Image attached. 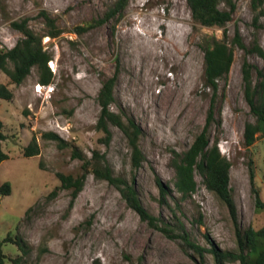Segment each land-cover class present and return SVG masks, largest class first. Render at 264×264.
Listing matches in <instances>:
<instances>
[{
    "label": "rangeland",
    "instance_id": "1",
    "mask_svg": "<svg viewBox=\"0 0 264 264\" xmlns=\"http://www.w3.org/2000/svg\"><path fill=\"white\" fill-rule=\"evenodd\" d=\"M116 1L0 0V50L12 49L24 38L13 22L28 19L34 32L44 34L42 11L62 30L56 39H43L53 56L50 85L39 83L37 68L20 86L0 71V83L14 93L12 101L0 100L7 137L3 149L9 156L0 164V186L9 182L12 188L0 206V242L8 235L21 237L31 250L25 264H216L211 254L202 259L182 240L150 227L118 189L92 174L76 200L71 190L53 195L61 186L57 174L78 177L82 162L72 157L71 147L43 138L44 133L59 135L87 158L94 151L105 154L114 174L134 184L150 214L173 227L180 220L192 241L205 249L214 243L223 251H236L237 229L264 226V210L257 211V200L264 202V137L258 134L254 146H245L246 125L256 118L245 99L242 74L245 59L259 69H264V59L235 48L230 74L219 81L225 98L217 111L221 126L213 127L212 138H218L221 153L232 164L235 220L198 172L196 193L181 199L171 167L172 152L189 149L205 127L212 93L205 88L202 45L208 37L224 39V29L196 24L188 0H130L120 17L83 35L74 33L76 27L103 18ZM233 1L237 8L226 26L229 41L238 27L248 48L257 37L264 50V29L254 24L257 10L252 0ZM221 8L228 9L225 4ZM117 71L112 110L135 119L144 133L141 149L147 161L137 171L123 133L111 127L106 145L101 141L104 133L96 128L99 93ZM34 136L40 154L29 158L25 150ZM157 179L171 190L168 204ZM3 250L6 264L21 255L12 243Z\"/></svg>",
    "mask_w": 264,
    "mask_h": 264
},
{
    "label": "trees",
    "instance_id": "2",
    "mask_svg": "<svg viewBox=\"0 0 264 264\" xmlns=\"http://www.w3.org/2000/svg\"><path fill=\"white\" fill-rule=\"evenodd\" d=\"M130 0H117L105 16L98 20H92L84 26L74 29L77 35L103 25L110 20L120 17ZM194 22L206 28L224 29V39L216 36L208 37L203 41V51L205 55V88L211 91L210 108L203 131L197 136L194 143L185 152H172L171 167L175 172L174 189L181 195V199L191 198L197 191L198 183L196 173L203 178L208 191L215 194L229 209L232 217L236 220L237 208L230 186V171L232 164L230 160L221 153L218 138H212V129L215 125L221 126V119L217 118V111L225 98V93H220L219 81L226 79L230 74L234 63V49L238 48L246 54H257L264 59V50L260 46L257 37L254 39L252 48L245 44L239 28L235 30L234 37L229 41L226 26L234 19L236 13V3L233 0H188ZM225 4L226 9L221 5ZM252 4L257 15L254 17V24L258 29H264V24H260L264 19V0H252ZM47 31L39 35L31 29L29 20L24 19L13 22L12 27L24 35L17 45L8 50H0V71L10 80L11 84L20 86L32 74L34 68L39 72V83L48 86L52 83L54 74L49 68V63L53 56L45 50L43 46L44 37L56 39L62 34V30L56 25V21L46 12H41ZM258 74V83L254 82V73ZM244 81V95L249 104L252 114L256 118L255 123L246 125L244 139L245 146L251 148L258 140V134L264 137V69H259L245 59L242 66ZM119 73L108 78L103 83V87L98 96L101 113L97 123V130L104 133L102 143L109 145L112 132L111 127L118 128L125 136L130 150V162L133 171L141 169L147 161L141 149V139L143 130L135 119L127 117L122 113L112 110L115 104V88L118 83ZM14 93L5 84L0 83V100L12 101ZM43 138L54 140L61 146L73 149L72 157L82 162L83 173L74 177L72 175L57 174L61 186L53 192L58 194L61 189L71 190L73 201L77 199L83 190L87 175L92 174L97 180L109 182L119 190L128 206L133 209L150 227L160 230L172 240L180 239L186 247H190L204 259V254L213 256L216 264H264V226L259 229L248 228L245 231L237 229L238 249L236 251H223L214 243L209 249H205L195 244L184 224L178 220L173 226L159 219L144 207L139 193L134 186L126 179L117 177L113 168L108 163L106 155L100 151H94L91 158H87L77 146L69 144L55 133H44ZM4 133V123L0 120V164L9 159L8 154L3 149V142L6 140ZM39 146L36 137L32 138L30 145L25 150V156L32 158L38 156ZM254 180V172L252 171ZM157 184L161 190L164 203L171 193L168 186L164 185L160 179ZM12 193L11 184L5 182L0 186V206L3 199ZM169 206V205H168ZM170 207V206H169ZM264 210V202L257 200V211ZM12 243L18 247L21 255L11 259L12 264H25L31 253L30 247L17 236L10 235L0 242V264H6L7 256L3 246ZM95 264H99L95 262ZM204 264V262H202Z\"/></svg>",
    "mask_w": 264,
    "mask_h": 264
},
{
    "label": "built area",
    "instance_id": "3",
    "mask_svg": "<svg viewBox=\"0 0 264 264\" xmlns=\"http://www.w3.org/2000/svg\"><path fill=\"white\" fill-rule=\"evenodd\" d=\"M38 87H40L38 91H41L42 87L40 85Z\"/></svg>",
    "mask_w": 264,
    "mask_h": 264
},
{
    "label": "bare ground",
    "instance_id": "4",
    "mask_svg": "<svg viewBox=\"0 0 264 264\" xmlns=\"http://www.w3.org/2000/svg\"><path fill=\"white\" fill-rule=\"evenodd\" d=\"M178 20V19H177Z\"/></svg>",
    "mask_w": 264,
    "mask_h": 264
}]
</instances>
